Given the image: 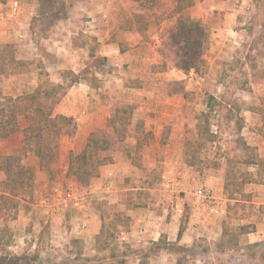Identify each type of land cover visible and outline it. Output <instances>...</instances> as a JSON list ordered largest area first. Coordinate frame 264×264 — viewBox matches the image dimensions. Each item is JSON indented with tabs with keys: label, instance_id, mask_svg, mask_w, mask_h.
Listing matches in <instances>:
<instances>
[{
	"label": "crops",
	"instance_id": "1",
	"mask_svg": "<svg viewBox=\"0 0 264 264\" xmlns=\"http://www.w3.org/2000/svg\"><path fill=\"white\" fill-rule=\"evenodd\" d=\"M183 1L174 0L171 12L175 16L165 15L170 11L162 14L165 21L157 16L156 22H165L167 27L160 29L159 34L158 27L162 24L155 25V22L150 31L145 32L134 25L137 10L142 14L147 12L148 0H62L64 16L48 29L45 21L52 17L40 14L39 0H0V62L10 60L8 71L0 72V87L7 85L4 94L0 90V103L8 98L33 94L46 81L50 86L62 88L63 95L53 109V116L64 117L70 124L62 135L64 171L60 185L58 182L56 186L58 189H55L53 202L47 198L37 200L36 208L41 209L40 215L33 210L20 213L10 224L17 239L10 247L15 255L38 252L40 258H44L46 252L40 235L48 221L54 233L46 246L71 249L72 244L78 241L85 252L98 255V243L105 225L104 213L98 206L100 202L117 204L121 208L120 213L129 219L126 229L119 228L116 241L121 248L141 247L142 253L135 258L137 264H206L204 257L187 255L186 260H182L169 249L173 245L192 249L199 237L213 239L217 246L229 249L224 232L232 226L253 225L255 228L239 236L240 245L264 244V171L258 166L249 167L254 181L244 186L246 200L241 201L244 205L238 216L232 211V205L237 201L227 192L228 159L213 172L202 173L185 163L179 164L178 160L174 162L170 155L165 159L170 166L162 174L176 183L171 191L163 187L170 193L169 197H159L152 204L129 207L132 194L125 191L139 189L128 185L129 176L135 179V183L146 182L162 151L159 142L164 131L172 133L168 144L171 150L174 140L179 134L183 135L187 120L192 117L185 109L187 101L181 97L183 93L169 92L168 86L182 83L186 74L193 71L185 73L165 61L160 51L164 34L176 27L186 9L189 17H184L201 27L207 24L211 28L210 47L216 58L237 53L245 40L256 44L257 32L244 28L245 23L254 17L255 6L252 3L244 6L237 4V0H189L180 12L178 8ZM15 4L18 11L13 14ZM240 14L245 16V21ZM36 19L44 27V34L33 31ZM37 62L45 66L33 69ZM99 62L102 67L96 69ZM43 68L46 72L41 71ZM258 71L260 73L264 69ZM259 73L252 82L264 86ZM107 94L114 97L108 98ZM256 99L245 104L239 134L264 162V98ZM118 108H136V114L144 121L142 128L125 130L122 134L127 136V140L124 142L112 141L113 149L104 153L110 161L100 167L98 176L88 187H83L77 179L67 175L68 157L71 152H81L93 133L113 137L120 125L127 127L133 117L125 124L118 121L117 127L110 124ZM141 129L142 134L154 136V142L141 146L140 153H137L139 142L136 139ZM10 137L3 143L13 144ZM136 155L141 156L140 162ZM36 168L40 170L38 166ZM202 188L210 193V201L197 197L196 191ZM67 190L74 198L68 203L63 200ZM185 202L191 206L192 214L184 229L178 218L180 215L173 209L175 204L185 206ZM162 208L163 211H158ZM37 216L42 217L38 225ZM64 222L67 226L63 229ZM32 226L36 236H31ZM30 237L35 238L30 240ZM156 246L162 247L157 253H151Z\"/></svg>",
	"mask_w": 264,
	"mask_h": 264
},
{
	"label": "rangeland",
	"instance_id": "2",
	"mask_svg": "<svg viewBox=\"0 0 264 264\" xmlns=\"http://www.w3.org/2000/svg\"><path fill=\"white\" fill-rule=\"evenodd\" d=\"M197 1L198 0H196V2ZM173 2L174 0H148L147 7L149 11L146 10L147 14H142L139 13L141 12L140 10L136 9L138 13L134 15V25L139 26L144 32L150 31L151 25L157 20V16L165 21V17H163L162 14L168 11L171 12ZM241 3L244 6H248V3H252L255 6V13H253L254 17L245 23L244 28L246 31L257 32V38L254 40L256 44L252 43L250 40H245L240 47L241 50L237 53L216 58V54L211 52L210 47V44L212 43L210 40L211 28L207 24L203 26L207 33V43L204 53L205 63L200 66L199 70L186 74L187 77L182 83H174L168 86L169 90L167 88L169 92L183 93L181 97L185 98L187 101L185 109H187L192 117L187 120L186 126L183 129V135L180 136L179 134L177 140H174V144L176 145L172 144V151L168 147L172 133L170 130L164 131L159 142L162 151L158 154V162L149 173L146 182L135 183V179L133 180L131 178L132 176H129L130 181L128 182V185L130 184V187L135 189L145 188L144 190L138 189L125 191L128 195L132 194L129 196V207L143 206L148 203L152 204V202H157L156 199L159 197H169L170 193L163 189L162 174L164 173V170L170 166V163H167L165 160L170 155L174 159V162L178 160L179 164L185 163L188 166L197 168L202 171V173H205V171L213 172L218 168L220 163L224 162L225 159H228L229 163L236 162L237 164V166L229 172L230 177L229 180H227V192L232 199H236L237 201H234L232 211L234 212V215L238 216L239 209L244 205L241 201L246 200L245 194L243 193L244 186L247 184L245 183V180L247 179V174H250L249 172H251L249 170H252V168L246 167L240 163L246 157V154L242 150L243 142H245V140L244 137L239 134L237 120L243 118L241 115L247 102H251L254 98H257L256 101H258L259 98H264V86L255 83L254 81L252 82V78L259 73L258 70L264 69V0H237V4ZM188 4L189 0H184L178 8V11L182 12L183 7ZM183 12L184 16L189 17L188 10L185 9ZM165 15L172 17L175 16L173 12L165 13ZM240 16L244 17L245 21V16L241 14ZM156 23L157 24L155 25L162 24V26L158 27L160 34V29L163 27L165 28L166 23ZM131 27H133V25ZM153 29L154 28H152V30ZM162 35L163 32L161 33V36ZM39 66L44 67L45 64L41 65V63L37 62L33 66V69H38ZM101 67L102 63L99 62L96 69ZM41 71L46 72L45 68ZM251 82L252 84H250ZM6 86L7 85L5 84V86L1 85L0 87L3 94L6 91ZM158 95L162 97L161 94ZM158 95L157 98H159ZM107 97L111 98L114 96L107 94ZM196 109L198 112L197 114ZM124 110H127L124 117L128 119L133 117V120L128 123V126L125 128L123 125H120V127H118L119 133L116 131V135H113V137L109 136L110 139L112 138L111 140L113 142H124L127 140V136L125 135V137L121 139L118 135L123 136L122 133H124L125 130H128V128L131 130H135L137 127L142 128V123H144V121L136 114V108H118L117 114L122 116V111ZM26 125L27 121L21 116L19 118L18 127L13 134L16 137H10L12 138L10 140L13 144L7 142L3 143L5 140L0 139V162H2L7 156L17 155L21 156L25 164L30 165L35 169L33 192L31 194L19 195L18 212H15L14 209H10L4 214H0V240H2L0 242L1 254L6 253L7 251L13 253L12 250L10 251V247L13 246L15 241H17V239L14 238V232L12 229H10L11 231L9 232H5L6 228H10V224L18 218L20 213H27L33 210L34 213H39L40 215L41 209H38L39 207L36 208L37 200L47 198L53 202L55 189H58L56 186L58 185V182L60 185L63 177L64 162L62 163L61 154L58 163L53 165L49 170L42 171L36 168L37 166L39 167V160L33 152L26 150L23 145L22 129ZM198 125L204 128L207 134L208 132L213 133L215 136L214 140L207 141V139L200 137ZM69 126L70 124L68 121L63 132L67 130ZM117 126L118 125L116 124L115 127ZM139 132L141 134L136 139L140 145H138L137 153H140V149H142L141 146L143 147V145H149L154 142L152 140L154 139V136L146 133L142 134V129ZM62 139L63 138L61 137V142ZM136 157L138 162H140L141 156L136 155ZM69 162L70 156L68 157V163ZM67 168L69 172V165ZM228 169L231 170L230 168ZM3 175L4 173L0 171V178H2ZM69 177L76 179L73 176ZM41 192H44L42 196H40ZM195 199L197 200L198 198L195 197ZM184 204V213L178 218L181 221L182 227L185 229L191 218L192 211L190 205L186 202ZM98 206L104 213L105 217L104 232L101 241L98 244L101 248L106 246L108 249L105 248L100 250L98 255L94 256L91 253H88L89 251L87 252V250L85 252L84 246L80 242H74L71 249H68V247L66 248L65 246L53 247L50 244L46 246V243H48V240L52 238L51 235L54 233L53 229L49 226L50 222L48 221L44 225L45 227L40 235L41 240L44 243L43 248L46 252L42 259L46 264H119L121 261H124V264H137L135 258L140 252L142 253V250H140L141 247L132 248L129 246H122L123 248H121L116 241L120 230L119 228L123 227V229H126L130 223L129 219L120 213L121 208L117 206V204L114 205L109 204L108 202H100ZM158 211H163V208ZM237 216L235 217L236 221L239 220V217ZM41 218L37 216V225L42 221ZM234 223L236 224L237 222ZM66 226L67 224L64 222L63 229L66 228ZM28 227L29 226H27V228ZM233 228L238 229L237 227L232 226L230 227V230ZM236 229L234 230L235 232ZM30 230L32 231L31 236L37 235L33 226L30 227ZM34 238L35 237H30V240ZM229 240L230 238H227L225 241L230 245L231 248L229 249L226 246L225 248L217 246L213 239L199 237L196 239V242H194L192 249H186L183 245H173L169 250L172 254L180 256L182 260H186L187 255L204 257L207 260L206 264H264V244L257 247L254 245L245 246L240 245L238 239V244L234 245L236 240H234V242H229ZM7 241L11 244L5 249ZM162 246L164 245L162 244ZM162 246L158 248L160 249ZM112 253H115L119 258H117L118 263H116V261L114 263L111 256ZM22 255L27 256L28 254L24 253ZM35 255L39 256V253L33 252L30 253L29 256ZM74 260L75 262H73ZM184 264L187 263L184 262ZM188 264H190V262Z\"/></svg>",
	"mask_w": 264,
	"mask_h": 264
},
{
	"label": "trees",
	"instance_id": "3",
	"mask_svg": "<svg viewBox=\"0 0 264 264\" xmlns=\"http://www.w3.org/2000/svg\"><path fill=\"white\" fill-rule=\"evenodd\" d=\"M62 0H39L40 14L50 16V21H45L47 29L56 20L63 18V9L65 4ZM142 1V0H135ZM61 4V6H60ZM60 7V8H59ZM181 12V11H180ZM35 22V21H34ZM39 20L35 22L34 32L44 34ZM207 43L206 30L200 25L187 17L180 16L176 27L168 30L164 34L161 55L165 61L175 68L188 73L190 71L199 70L200 66L205 63V46ZM7 62H0V72L8 71ZM14 63V60L11 61ZM264 81V71H261ZM62 88L49 86L43 81L36 92L30 95L21 96L16 99L8 98L5 102L0 103V139H6L12 136L19 124V118L22 116L27 121V125L22 129L23 145L26 150L33 152L39 160L40 170H49L53 165L57 164L61 154V137L62 132L68 119L61 116H53V109L59 103L63 93ZM122 116L116 114L115 119L110 124H116L122 121L125 124L128 118L124 117L127 110L122 111ZM238 130L242 129V120L238 119ZM199 126V125H198ZM199 126V135L207 141L214 140V134L208 132ZM125 137V134L121 136ZM243 152L246 157L240 162L245 166H258L260 170H264V162H262L255 149L243 142ZM113 149L112 140L103 133H93L84 147L79 153H70L68 176L75 177L81 186L88 187L91 180L97 177L99 169L110 161V158L104 153ZM236 162L228 163L227 180H229V172L236 167ZM0 171L4 173L0 178V214L6 213L10 209L18 212L19 195L31 194L35 183V169L23 162L21 156L10 155L0 162ZM245 183L254 181V178L247 174ZM11 228H6L5 232H9ZM253 225L240 226L236 232L226 228L224 238H230L229 242L238 244L239 236L254 231ZM104 232V231H103ZM179 236L181 237V231ZM102 237V236H101ZM101 237L99 242L101 241ZM2 240H0L1 242ZM78 243V241H75ZM7 241L5 249L10 246ZM224 244V243H223ZM255 247L259 246L254 245ZM105 247L100 250L105 249ZM153 249V248H152ZM6 251V250H5ZM159 248L154 247V251L158 252ZM114 263H118V257L112 253ZM118 258V259H117ZM121 261L119 264H124ZM0 264H46L40 256L22 255L17 256L11 252L0 253Z\"/></svg>",
	"mask_w": 264,
	"mask_h": 264
},
{
	"label": "built area",
	"instance_id": "4",
	"mask_svg": "<svg viewBox=\"0 0 264 264\" xmlns=\"http://www.w3.org/2000/svg\"><path fill=\"white\" fill-rule=\"evenodd\" d=\"M17 11H18V7H17V4H15L13 14H16ZM162 184H163L164 188H166L167 190H170V191L174 190L175 186H176L175 182L171 181L170 179H167L166 176H164V175L162 176ZM196 195L198 198L206 200V201H210L212 199L210 193L206 189H203V188L197 190ZM63 200L66 203L74 200L72 192L69 190L65 191L63 194ZM173 211L175 214L181 216L184 213V207L179 205V204H177V205L175 204Z\"/></svg>",
	"mask_w": 264,
	"mask_h": 264
}]
</instances>
